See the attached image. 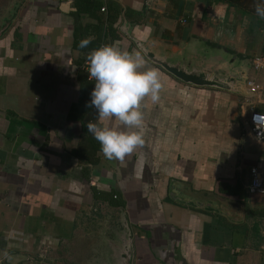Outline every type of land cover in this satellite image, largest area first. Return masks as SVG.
<instances>
[{"label": "crops", "instance_id": "0c3cea01", "mask_svg": "<svg viewBox=\"0 0 264 264\" xmlns=\"http://www.w3.org/2000/svg\"><path fill=\"white\" fill-rule=\"evenodd\" d=\"M88 1L99 5L77 17L76 0H0V29L15 17L0 37V264H110L121 209L134 264H264V194L250 192L264 145L247 124L264 112V72L251 67L261 89L242 98L186 85L147 61L164 89L145 102V145L109 160L88 133L95 109L81 81L90 51L75 36L78 26L104 38L109 15L119 29L124 14L140 39L206 37L252 64L264 54L256 0ZM108 42L136 48L122 33ZM172 179L245 205L246 221L175 203Z\"/></svg>", "mask_w": 264, "mask_h": 264}, {"label": "water", "instance_id": "95a60500", "mask_svg": "<svg viewBox=\"0 0 264 264\" xmlns=\"http://www.w3.org/2000/svg\"><path fill=\"white\" fill-rule=\"evenodd\" d=\"M123 16L119 31L129 38L135 47L138 44L142 46L148 62L160 67L181 83L196 88L220 90L242 98L255 95L248 87L252 64L241 58L239 53L225 46L215 45L213 41L200 36L178 43L156 36L140 39L135 33L136 24L130 22L124 14ZM14 19V16L4 19L0 37L6 33ZM169 196L179 205L215 213L234 224H243L246 221L245 205L205 198L177 179L170 180ZM120 213V219L115 222L116 228L113 232L115 241L111 242L114 256L109 262L134 264L133 232L125 211L121 209Z\"/></svg>", "mask_w": 264, "mask_h": 264}, {"label": "clouds", "instance_id": "9594fccd", "mask_svg": "<svg viewBox=\"0 0 264 264\" xmlns=\"http://www.w3.org/2000/svg\"><path fill=\"white\" fill-rule=\"evenodd\" d=\"M254 10L264 19V0H256ZM92 39H82L79 47L86 48ZM86 63L88 78L95 84L86 104L95 109V122L87 123L88 133L98 141L105 158L123 162L145 145L143 109L146 101H160L162 73L147 66L146 52L140 44L131 51L115 43L101 45L87 54ZM261 122L264 117L257 122L260 129L264 128Z\"/></svg>", "mask_w": 264, "mask_h": 264}, {"label": "built area", "instance_id": "2783aa9c", "mask_svg": "<svg viewBox=\"0 0 264 264\" xmlns=\"http://www.w3.org/2000/svg\"><path fill=\"white\" fill-rule=\"evenodd\" d=\"M104 10L105 9H103V11ZM252 66L255 71L264 72V54L256 56L253 59ZM87 67L88 65L87 63H85L83 70L86 73H87ZM248 87L253 93H258L261 89V86L250 78L248 81ZM254 117L256 118L255 120ZM260 117H264V112L253 111L249 117L247 124H248V129L251 131V133L254 135L257 141L264 145V128L260 129L257 126V122L259 121ZM250 192L264 194V166L262 168L255 167L251 170Z\"/></svg>", "mask_w": 264, "mask_h": 264}, {"label": "trees", "instance_id": "16d2710c", "mask_svg": "<svg viewBox=\"0 0 264 264\" xmlns=\"http://www.w3.org/2000/svg\"><path fill=\"white\" fill-rule=\"evenodd\" d=\"M85 2H87V5H84L83 2L82 3H78V0H76L75 6L77 8V12L75 13V16H79L78 14L82 13V12H88L89 9H87V7H95L97 4L96 2H90L88 0H85ZM101 6V5H100ZM110 17H113L112 14L109 15V19L106 21L107 24V28H106V34L104 38H97V39H92V42L86 47V48H82L86 51H92L93 49L99 48L101 45H105V44H109L108 42V38L112 39V40H118L121 37V33L119 32V29L117 27H115V25L110 22ZM78 21V18H77ZM104 21L102 20V23ZM87 33L83 30V28L81 27H76V32H75V36H76V40H78V42L80 43V41L82 39L87 38L88 36L86 35ZM81 86L83 89V99H85L86 101H90V94L93 91L95 84L93 81H90L88 79V74L85 73V79H83L81 81Z\"/></svg>", "mask_w": 264, "mask_h": 264}]
</instances>
